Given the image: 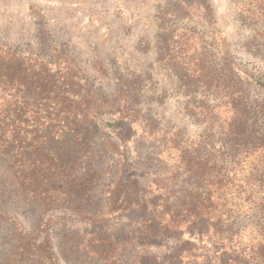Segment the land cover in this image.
<instances>
[{"label": "trees", "instance_id": "1", "mask_svg": "<svg viewBox=\"0 0 264 264\" xmlns=\"http://www.w3.org/2000/svg\"><path fill=\"white\" fill-rule=\"evenodd\" d=\"M41 32L45 39L34 50L0 42V175L10 177L13 190L53 217L93 225L143 207L138 242L199 233L217 257L207 264H223L224 256L226 264H264V101L249 92L220 93L214 109L187 101L190 118L203 125L192 136L184 127H157L145 113L142 121L159 134V144L143 159L141 169L150 175L144 182L116 127L142 110L130 99L117 104L101 95L68 53L45 46L51 35ZM230 68L237 79L239 68ZM248 79L264 87L254 74ZM99 139L101 151L94 146ZM102 152L112 164H101ZM96 173L109 181L99 186ZM91 251L109 263L120 261L126 247L100 240Z\"/></svg>", "mask_w": 264, "mask_h": 264}, {"label": "rangeland", "instance_id": "2", "mask_svg": "<svg viewBox=\"0 0 264 264\" xmlns=\"http://www.w3.org/2000/svg\"><path fill=\"white\" fill-rule=\"evenodd\" d=\"M41 28L51 35L45 46L68 53L96 91L117 104L130 99L142 110L138 118L121 120L116 127L144 182L150 175L141 169L143 159L158 152L159 144V134L150 132L142 121L145 113L157 127L173 131L184 127L192 136L203 125L192 121L187 101L214 109L220 93L248 92L264 101V87L248 79L254 74L264 80V0H0V42L34 50L45 39ZM233 64L239 68L237 79L232 77ZM202 108L189 106L198 113L205 112ZM94 146L104 150L100 139ZM102 153L101 164H112ZM96 176L99 186L109 181L107 173ZM11 183L9 176L0 175V189L5 187L0 204L4 215L0 264H207L217 260L199 233L152 241L143 237L138 242L143 207L108 214L93 225L53 217L51 210L42 211L29 196L16 193ZM100 240L126 247L120 261L104 263L96 258L91 245ZM214 249L222 252L220 246Z\"/></svg>", "mask_w": 264, "mask_h": 264}]
</instances>
